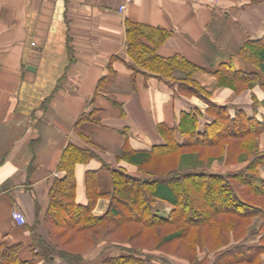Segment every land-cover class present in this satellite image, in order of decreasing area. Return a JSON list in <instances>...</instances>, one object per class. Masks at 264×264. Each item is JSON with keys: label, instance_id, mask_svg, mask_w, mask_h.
I'll return each instance as SVG.
<instances>
[{"label": "crops", "instance_id": "0c3cea01", "mask_svg": "<svg viewBox=\"0 0 264 264\" xmlns=\"http://www.w3.org/2000/svg\"><path fill=\"white\" fill-rule=\"evenodd\" d=\"M253 1L217 0L212 6L196 0H0V246L19 245L22 262L61 261L45 260L37 241L49 244L44 217L50 188L66 176L58 166L68 145L97 155L75 166V200L82 206L94 201L92 214L102 216L110 203L111 170L139 175L124 154L164 144L159 125L175 129L180 142L181 113L204 114L206 101L178 93L173 81L143 70L133 75L128 24L148 34L140 40L150 48L163 35L156 54L179 55L193 65L191 79L210 94L209 101L252 116L253 101L264 99L260 87L235 93L219 87L213 73L222 64L256 71L238 55L245 42L264 37V0ZM173 75L187 78L180 69ZM208 121L200 117L199 128ZM259 147L264 151L260 140ZM240 167L212 164L216 171ZM171 209L158 201L154 213L166 218ZM14 210L23 213L25 224L12 218ZM104 247L88 253L84 264H101L103 254L115 252Z\"/></svg>", "mask_w": 264, "mask_h": 264}, {"label": "trees", "instance_id": "16d2710c", "mask_svg": "<svg viewBox=\"0 0 264 264\" xmlns=\"http://www.w3.org/2000/svg\"><path fill=\"white\" fill-rule=\"evenodd\" d=\"M141 36L148 38L140 27L128 24L133 75L143 70L146 76L173 81L178 93L202 98L207 108L204 114L181 113L180 142L175 129L159 125L164 144L124 154L122 159L134 164L139 175L111 170L110 203L102 216L92 214L94 201L82 206L75 200V166L97 155L93 149L68 145L58 166L66 176L50 188L44 217L49 244L39 239V253L45 260L58 257L65 264H84L88 253L105 244L104 249L114 248L115 254H103L101 264H172L169 257L186 264H262L264 151L259 139L264 133V112L258 115V107L264 110V99L253 101L252 116L242 108L209 101L210 94L191 79L196 70L193 65L179 55L163 59L156 54L154 48L163 35L153 48ZM238 55L256 71H236L222 64L213 73L218 86L235 93L259 86L264 93V37L245 42ZM176 69L185 71L187 78L176 79ZM200 117L209 120L202 128ZM215 161L241 167L216 171L212 170ZM158 201L172 206L166 218L154 213ZM256 218L261 224L251 229ZM248 234L259 238L257 245L241 243ZM18 248L1 245L0 264H33L18 259ZM199 253H205L202 259Z\"/></svg>", "mask_w": 264, "mask_h": 264}, {"label": "rangeland", "instance_id": "374dc122", "mask_svg": "<svg viewBox=\"0 0 264 264\" xmlns=\"http://www.w3.org/2000/svg\"><path fill=\"white\" fill-rule=\"evenodd\" d=\"M206 103V102H205ZM207 105V104H206ZM206 110V109H205ZM260 143H261V146H262V148H264V135H262L261 137H260ZM220 162V161H219ZM232 166V165H231ZM263 174V173H262ZM264 175V174H263ZM160 210V207L159 206H157V213L158 214H163L162 212H160L159 211ZM260 224H261V220L260 219H254V222H253V225H252V227H251V229L252 228H255L256 230L259 228V226H260ZM258 237H256V236H253V235H251V234H248L246 237H245V239H243L242 240V242H245L246 244H248V245H257L258 244ZM170 249H172V247L170 246L169 247V250ZM199 254H201V253H199ZM210 256L212 257V255L210 254ZM261 259H262V264H264V254H262L261 255ZM59 262H62V263H64L63 261H59ZM65 264V263H64Z\"/></svg>", "mask_w": 264, "mask_h": 264}, {"label": "built area", "instance_id": "2783aa9c", "mask_svg": "<svg viewBox=\"0 0 264 264\" xmlns=\"http://www.w3.org/2000/svg\"><path fill=\"white\" fill-rule=\"evenodd\" d=\"M128 1H130V0H128ZM196 1L204 3V4H210L212 6L216 5V3H217V0H196ZM124 8H125V5L121 6L120 11H122ZM12 218L20 225L26 223L25 216L19 210H14L12 212ZM45 264H64V263L58 261V262H53V263L47 262Z\"/></svg>", "mask_w": 264, "mask_h": 264}]
</instances>
